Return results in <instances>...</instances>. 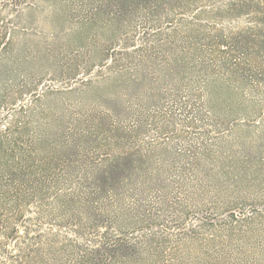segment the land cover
I'll return each instance as SVG.
<instances>
[{"label": "rangeland", "instance_id": "rangeland-1", "mask_svg": "<svg viewBox=\"0 0 264 264\" xmlns=\"http://www.w3.org/2000/svg\"><path fill=\"white\" fill-rule=\"evenodd\" d=\"M232 1L0 0V191L11 172L60 182L19 220L0 200L2 257L31 245L55 264H264V42ZM186 27L242 32L246 70L154 72ZM116 71L136 87L105 89ZM127 154L147 165L120 167L152 180H101Z\"/></svg>", "mask_w": 264, "mask_h": 264}, {"label": "trees", "instance_id": "trees-1", "mask_svg": "<svg viewBox=\"0 0 264 264\" xmlns=\"http://www.w3.org/2000/svg\"><path fill=\"white\" fill-rule=\"evenodd\" d=\"M176 3L182 10L193 7L199 0H161V4ZM264 5V0H235L227 5V11L234 14H243L250 12L254 15V19L257 23L261 24V29L256 25L255 28H249V36L254 37L256 34L253 31H260L261 41L264 42V16L262 17L259 12ZM207 12H201V15ZM210 28H195L186 27L181 32L174 35V39L179 38V44H176L178 40L167 39L166 43L160 45L156 62L150 64L153 71L161 73L166 77L176 76L181 81L187 78L188 75H201L216 73V70H222L229 75L238 76L246 70V54L245 45L242 42L244 37L243 33H237L234 35H225L222 31L212 34L209 33ZM247 32V31H246ZM178 33V32H177ZM173 36L170 35V38ZM255 41V40H254ZM259 40H257L258 42ZM116 67L120 66L118 60L115 61ZM112 76L107 78L104 87L107 90L113 92H126L136 87L137 80H133L131 77H127L123 71H116ZM210 86V84L208 85ZM118 167L116 170H107L99 173L101 180L106 183H117L128 185L130 183L142 184L152 180L153 173H147L143 170H126L120 167V165H147V161L143 157H139L137 154L122 155L118 157ZM42 176L41 174H38ZM52 176V175H51ZM9 180L7 184L0 191L1 202L4 201L5 205L8 204V211L13 214V219L19 220L23 215V206L36 197L45 198L46 192L54 189L60 182L58 179L52 176V184L49 189L42 185L41 182L30 183L25 179V175L22 172H11L8 174ZM55 202L59 208H62L65 204V198L63 195L55 196ZM3 203V202H2ZM10 218L5 219V225L10 224ZM27 230V233H29ZM7 237L16 236V232L13 230L6 231ZM55 241H52L49 248L54 249ZM120 245H112V243H105L103 248L115 255L118 252ZM18 256L6 253V258L11 262L6 261L5 257L0 253V264H55L50 263V260L43 256L41 249L31 247L19 248ZM5 253V252H4ZM93 253V252H91ZM17 257V258H15ZM57 260V259H55Z\"/></svg>", "mask_w": 264, "mask_h": 264}]
</instances>
